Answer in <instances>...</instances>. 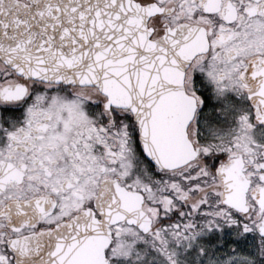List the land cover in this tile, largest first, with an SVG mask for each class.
I'll return each mask as SVG.
<instances>
[{
    "label": "snow or ice",
    "instance_id": "snow-or-ice-1",
    "mask_svg": "<svg viewBox=\"0 0 264 264\" xmlns=\"http://www.w3.org/2000/svg\"><path fill=\"white\" fill-rule=\"evenodd\" d=\"M0 264H264V0H0Z\"/></svg>",
    "mask_w": 264,
    "mask_h": 264
}]
</instances>
